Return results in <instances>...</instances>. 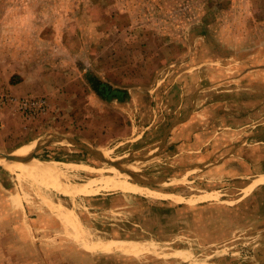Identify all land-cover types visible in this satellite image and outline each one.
I'll use <instances>...</instances> for the list:
<instances>
[{
	"label": "rangeland",
	"instance_id": "rangeland-1",
	"mask_svg": "<svg viewBox=\"0 0 264 264\" xmlns=\"http://www.w3.org/2000/svg\"><path fill=\"white\" fill-rule=\"evenodd\" d=\"M0 79L50 104L0 115V154L32 159L0 162L10 264L264 245V0H0Z\"/></svg>",
	"mask_w": 264,
	"mask_h": 264
},
{
	"label": "crops",
	"instance_id": "crops-1",
	"mask_svg": "<svg viewBox=\"0 0 264 264\" xmlns=\"http://www.w3.org/2000/svg\"><path fill=\"white\" fill-rule=\"evenodd\" d=\"M260 187L262 185H264V183H260ZM256 191V190H254ZM253 191V192H254ZM9 200L10 198L8 196H5L3 194H0V264H10L11 262H13L14 259H12V257H9V244H10V219L12 214H17L18 217L17 220H19L20 217V210L14 209V205L11 203L9 204ZM12 202H14L15 204V200ZM19 205V204H18ZM18 205H16L18 207ZM14 218V217H13ZM18 224V221H17ZM19 227V226H18ZM20 229V228H19ZM15 230H13V234H17V236H13V239L16 238V242L19 243L23 246L22 244V236L19 233L20 230H17V233L15 232ZM23 241H24V236H23ZM258 246V245H257ZM259 246H261L259 244ZM254 248V247H253ZM264 245L262 244V247L258 248V249H252L253 251L251 252V254H249V252L247 251V254L243 257V258H238L237 256L234 257V255H232L229 258H225L224 260L221 259H204L202 260V262H200V264H264ZM115 252H118L120 255H129V256H135V257H140L139 259H137L135 261V263L137 264H180L181 260L178 261V263L176 262L175 259H170V257H166L164 256V252L161 254V256L158 259H154L153 256L151 255L152 251L150 252L149 249H144L142 251H137L136 254H129V252L126 250H114ZM113 251V252H114ZM110 252V253H113ZM106 253V252H105ZM110 253H106V254H110ZM106 260V258H100L99 259V263L100 264H104V261ZM17 262L15 264H22L25 262V260L23 259H17ZM114 263L113 264H122L121 261H124V259L121 257L120 259H113L112 260Z\"/></svg>",
	"mask_w": 264,
	"mask_h": 264
},
{
	"label": "built area",
	"instance_id": "built-area-1",
	"mask_svg": "<svg viewBox=\"0 0 264 264\" xmlns=\"http://www.w3.org/2000/svg\"><path fill=\"white\" fill-rule=\"evenodd\" d=\"M9 108H13L24 120H33L49 112L50 104L45 97L17 96L0 79V115Z\"/></svg>",
	"mask_w": 264,
	"mask_h": 264
},
{
	"label": "bare ground",
	"instance_id": "bare-ground-1",
	"mask_svg": "<svg viewBox=\"0 0 264 264\" xmlns=\"http://www.w3.org/2000/svg\"><path fill=\"white\" fill-rule=\"evenodd\" d=\"M1 161H6V160H0ZM21 167L25 168V169H28L30 168L31 166L27 163H22L20 164ZM19 166V165H18ZM65 171H67L68 173H74V174H77L79 172H90V169L87 168V167H80L78 165H71V164H65V165H58L56 168L53 169V173L55 175H58V176H62V177H65ZM94 171V170H93ZM49 174L51 173V171H48ZM113 177H111L110 179V183H113V188H117V189H121V190H132V191H135V192H139V191H142L144 190L143 188H140L136 185H131L129 183H127L125 180L126 178L120 176L119 173H117L116 171H113ZM264 182V181H263ZM170 183V182H169Z\"/></svg>",
	"mask_w": 264,
	"mask_h": 264
},
{
	"label": "water",
	"instance_id": "water-1",
	"mask_svg": "<svg viewBox=\"0 0 264 264\" xmlns=\"http://www.w3.org/2000/svg\"><path fill=\"white\" fill-rule=\"evenodd\" d=\"M0 160L25 162L27 160H32V159H31V157L23 158V157H18V156H15V155H2V154H0Z\"/></svg>",
	"mask_w": 264,
	"mask_h": 264
}]
</instances>
